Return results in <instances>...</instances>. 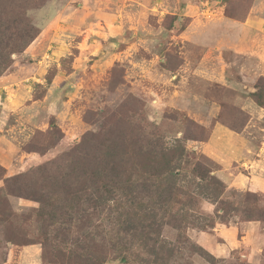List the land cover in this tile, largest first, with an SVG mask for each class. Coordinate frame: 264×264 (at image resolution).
I'll return each instance as SVG.
<instances>
[{"label": "rangeland", "instance_id": "obj_1", "mask_svg": "<svg viewBox=\"0 0 264 264\" xmlns=\"http://www.w3.org/2000/svg\"><path fill=\"white\" fill-rule=\"evenodd\" d=\"M260 1L46 0L30 10L39 33L47 30L40 45L54 46L58 36L65 42L64 55L54 62L45 59L39 76L44 81L34 78L39 64L24 52L12 55L11 69L0 75L18 77L0 88V153L5 161L0 163V190L5 178L59 157L100 130L122 139L111 155L126 152L128 141L144 133L167 148L179 139L186 154L171 173L182 199L170 214L157 212L148 248L122 235L110 223L118 213L107 212L100 216L104 226L93 232L92 247L104 245L98 254L107 256L105 264H264V193L244 188L256 173L264 175V117L258 114L264 107L251 99L259 89L264 95V70H256L255 56L240 54L259 49L239 47L235 56L218 42L226 19L243 22ZM191 122L205 128L206 142L191 140L197 136ZM217 126L238 135L221 134L205 149ZM197 161L222 184L219 192L207 190L192 175ZM159 167L157 163L153 169ZM138 205L143 207L137 208L138 215L150 225L151 201ZM35 208V202L2 194L0 264H49L39 238L43 224L34 216L28 222L20 219ZM10 213L16 216L13 227L5 220ZM246 216L259 224L263 240L229 251L233 239L227 233L220 238L214 229L243 223ZM210 222L213 228L200 229ZM111 236L125 238L117 251L122 245L130 251L111 252ZM201 245H217L226 257L216 259Z\"/></svg>", "mask_w": 264, "mask_h": 264}, {"label": "trees", "instance_id": "obj_2", "mask_svg": "<svg viewBox=\"0 0 264 264\" xmlns=\"http://www.w3.org/2000/svg\"><path fill=\"white\" fill-rule=\"evenodd\" d=\"M45 1L0 0V75L11 69V56L23 53L38 37L39 29L33 24L28 12L41 7ZM251 97L256 106L264 107L262 89L252 93ZM191 125L197 131V136L191 140L206 142L205 128L193 122ZM121 141V138H114L111 131L93 132L85 135L80 143L59 157L4 179L0 201L4 193L38 204V208L30 209L20 219L28 222L34 216L35 222L43 224L39 238L43 258L49 264H105L107 256L98 254V247L104 245L92 246L95 244L93 232L104 226L100 216L106 212L108 215L118 213L115 218L111 217L110 223L116 228L120 227L122 235H131L139 245L137 247L148 248V241H152V226H157V212H162V216L170 214L172 205L180 200L181 189L177 185L176 175L171 173V167L185 158L182 142L176 139L174 146L167 148L163 141L154 142L144 133L128 141L129 150L111 155L115 147H120ZM126 156L128 160L124 159ZM201 158L208 162L204 156ZM157 163L160 167L153 169ZM192 175L206 183L207 190L213 188V193L223 187L218 179L210 176V171L201 162L197 161L193 165ZM145 199L151 201L147 216L151 218L152 215L154 221L151 219L150 225L138 215L137 208H143L138 204ZM2 202L5 204V200L2 199ZM14 216L10 213L5 218L10 227L15 225ZM122 216L126 217L123 221ZM260 216L264 218L263 214ZM249 218L246 216L247 220L240 222H253ZM213 226L210 222L200 229ZM123 240L121 236H111L110 244L114 248L111 252L117 251ZM126 247L122 245V249L117 252H129L130 249ZM199 250L203 251L201 248ZM136 253L135 250L132 257ZM204 254L211 262L216 261L208 253Z\"/></svg>", "mask_w": 264, "mask_h": 264}, {"label": "crops", "instance_id": "obj_3", "mask_svg": "<svg viewBox=\"0 0 264 264\" xmlns=\"http://www.w3.org/2000/svg\"><path fill=\"white\" fill-rule=\"evenodd\" d=\"M226 20L227 21L223 22L225 24L222 25V28H221L223 31H225V33L223 32L224 34L223 36L219 38L218 42L222 41L223 45L226 46L228 52H230L231 54L235 56H239L237 54L241 52L239 51V47L243 51L245 49L247 50L250 48L256 49V50L259 49L257 50V52L247 53L248 51L247 50L245 53H240V54H245V55L248 54L249 56H255L253 57V60L255 62L256 70H259V71L264 70V48L261 46L259 47L260 44L264 43V0H261L259 3H256L254 5L250 14L247 15V17L244 19L243 22L235 21L232 19H226ZM46 31H47L46 29L44 30V32L41 31L39 33V36L32 42L29 48L25 50L23 53L24 56L30 57V59L32 60L30 61L31 63L34 60H37V63L39 64L38 66L36 62L35 63L33 62V64H36V68L34 69V71L38 75V76L34 75V78L36 79V77H38L40 81L42 80L44 81V79L39 76H41L45 72L44 70L46 69V66L45 68H42L41 66L45 62V59L48 58L49 60H53L54 62V58L58 59L64 55L63 45L65 42L63 43L58 36H57L58 39H56V42L58 41L59 43L55 44L54 46H51L52 43H50L48 46H47V43H43L42 45H40L42 39L44 38V33ZM14 74L16 73L14 72ZM12 75H10L11 77L7 75H3L0 77V88L4 89L8 85L9 81L16 79L17 75L15 77H12ZM10 83L16 84L13 82H10ZM261 112L259 113L257 112V113L259 114V116L264 117V112L263 113ZM253 118L254 116H251L250 119L253 120ZM247 128L248 127H246L245 130ZM221 134H225L226 135L225 137L238 135L236 133H233L234 135H232V132H230L225 127L223 128L222 126L220 127L217 126L212 130V135H211V139L209 140V143L203 145L204 148L206 149V147L210 145L211 143L213 145L215 143L213 140L219 139V135ZM212 145L209 146L208 150L212 149ZM244 148H246V145L244 146ZM2 156L3 155L0 153V163L3 164V162L5 161H3ZM246 184L247 185H245L244 187L245 189L251 190L253 192L259 191L261 193H264V175L263 174L256 173L255 175L251 177V179ZM214 231H216V233L219 232V235L217 234V236H219L220 238H222L221 236L227 233L230 236L229 240L233 239L234 243L231 245L232 249H230L229 247V251L238 249L240 246H243V245L248 246L249 242L250 244L254 246L256 245L257 241L263 240L262 234L260 232V227L257 222L236 223V224H233V227H229V228L220 226L219 229L215 228ZM236 234H240L239 240L235 238ZM201 246L203 247V245ZM210 246L208 245L207 248L205 247L203 248H205L207 252H209L213 257H215L216 259H221V258L223 259L226 257V253L225 254L221 253L222 251H219L217 249L218 248L217 245L216 246L210 245Z\"/></svg>", "mask_w": 264, "mask_h": 264}, {"label": "bare ground", "instance_id": "obj_4", "mask_svg": "<svg viewBox=\"0 0 264 264\" xmlns=\"http://www.w3.org/2000/svg\"><path fill=\"white\" fill-rule=\"evenodd\" d=\"M37 254V253H36ZM38 255V254H37Z\"/></svg>", "mask_w": 264, "mask_h": 264}]
</instances>
